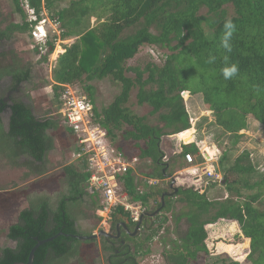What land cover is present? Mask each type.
<instances>
[{"label": "trees", "instance_id": "16d2710c", "mask_svg": "<svg viewBox=\"0 0 264 264\" xmlns=\"http://www.w3.org/2000/svg\"><path fill=\"white\" fill-rule=\"evenodd\" d=\"M25 1L36 20L28 22L20 0H12L21 24H9L0 30V40H12L16 33L30 36L31 28L46 18L57 22L59 35L53 36L46 53L41 55L37 50L40 63L47 64L57 41L72 40L64 46V53L56 59L50 72L51 91L57 106L61 104L60 85L80 84L93 104V87L89 83L105 79L119 83L121 91L113 101L100 111L94 109L95 122L111 141L118 134L124 143L134 144L138 150L135 156L140 161L150 160L148 177L170 178L178 160L186 154L198 153L196 144L180 145L179 156L172 157L168 164L161 163L163 138L179 135L185 144L193 140L182 97L184 92L191 96L202 95L206 110L213 112L216 124L227 131L244 130L243 119L247 116H252L264 128V0ZM64 2L68 6L56 11L55 7ZM228 7L232 8V16L228 14ZM92 19H95L93 24ZM228 20L235 25L229 41L231 51L222 46L224 24ZM135 26L138 29L133 34L123 37L124 31ZM144 46L166 49L169 54L162 65L149 62L143 68L127 67L126 62ZM232 65H236L238 71L225 79L223 69ZM16 69L11 67L0 72V81L10 76L17 84L31 83V67ZM133 89H137V105L149 107V116H157L156 124L147 123L146 116H138L126 107ZM5 108L0 98V156L14 164L22 157L36 164L46 163L50 147L48 132L56 130L60 122L53 117L39 119L31 105L11 100L5 128L2 120ZM220 114H227V119L220 120ZM76 164L66 167L64 191L55 202L46 196L27 198L17 209L16 222L6 228L7 240L15 242L16 247L0 250V264L26 263L36 239L43 241L58 234L61 236L36 250L33 264H69L80 257L82 245L95 243L70 237L91 233L81 232L70 216L69 204L88 200L90 206L98 208L96 196L86 192L89 174L85 158L78 159ZM219 166L222 167L225 199L210 200L198 188L187 185L177 187L178 192L173 197L165 198L161 214L170 213L173 199L186 208L172 218L175 229L185 220L186 230L179 244L175 240H159L164 248L169 246V250L163 252L166 264H197L199 255L208 252L206 230L212 231L219 225L218 221L231 222L230 231L226 232L228 236L234 234V225L240 230L232 239L220 242L225 253H230V248L237 245L245 250L249 243L250 264H264V166L259 172L251 152L246 150L231 164L227 156H223ZM253 177L257 180L251 182ZM134 181L128 171L122 178L125 191L131 201L141 202L143 206L148 207V201L153 200L152 211L160 208L162 194L171 191V181H166L165 188L150 189L140 196L135 192ZM242 190L249 194H242ZM158 217L143 223L139 239L134 240L133 254L128 253L125 258L114 256L112 248L103 240L102 250L109 252L111 264H137V255L139 259L146 257L149 254L146 245L167 221L164 218L158 223ZM119 224L135 227L122 208L111 215L109 229L115 231ZM243 253L240 256L237 253L238 258H242Z\"/></svg>", "mask_w": 264, "mask_h": 264}, {"label": "rangeland", "instance_id": "374dc122", "mask_svg": "<svg viewBox=\"0 0 264 264\" xmlns=\"http://www.w3.org/2000/svg\"><path fill=\"white\" fill-rule=\"evenodd\" d=\"M67 2L56 6V11H59L61 8H66L68 6ZM227 10L229 16H232V8L228 7ZM27 11L28 12L25 11V13L27 21L29 22L32 16L30 15L29 10ZM204 13L205 10H202L201 14ZM43 14L45 17V12ZM94 21L95 19H92L91 23L93 24ZM9 24H21L20 16L15 13L11 0H0V28L3 29ZM40 26L44 28L46 38L36 40L32 33L35 31V27ZM137 29L138 26H135L124 31L122 35L123 37L131 35ZM59 33V24L46 18L45 21H41L31 28L30 36L28 34L16 33L11 41L3 42L2 45H0V50L9 49L13 52V56L18 60L19 65L31 67L33 79L31 83L24 86L22 94L23 101L31 105L37 118H49L53 115V117L60 122L59 127L56 130L48 132L50 147L45 161L46 163L36 164L32 160L22 157L14 164L4 156H0V250L4 247H16L14 242L7 240L6 228L8 225L16 222L17 209H19L20 206H23L24 201L27 200V198L39 199V197L46 196L51 202H55L59 195L64 191L63 180L66 177V167L71 164L77 165L78 145L76 140L72 139L70 136V133L67 130L68 128L63 121L55 115L57 112V103L51 91L52 81L50 78V72L54 62L64 53L62 52L64 46L71 43L72 40L68 42H56L47 64L40 63V56L37 54V50L41 55L46 53L53 36H57ZM168 54L169 53L166 49L155 46H144L133 59L126 62V66L143 68L149 62L156 65H162ZM0 66L4 67V69L0 68V72L11 68H5L3 63H1ZM128 76L131 77V75ZM7 81L8 79H4L0 82V93L2 97L6 95L8 89ZM89 84L93 87L92 101L94 109L97 111L107 107L121 91L120 84L114 83L109 79L94 81ZM83 85H86V83ZM72 88L76 90L77 94L86 95L84 88L80 84H76L72 86ZM136 93L137 89L131 91L129 102L126 107L138 116H146L147 123L156 124L157 116H149L151 109L147 106L140 107L137 105ZM182 97L191 121L190 129L195 131H193L195 140L199 143L200 148L207 150L209 155L214 156V160L216 161L214 167L216 169V174L221 176L220 181L223 182V176L222 167L219 166V160L223 156H227L229 164H231L232 161L244 150L251 152L254 163L256 167H258L257 169L259 172L262 170V167L264 166V128L260 126L252 116H247L243 119L244 126L242 129L244 130L238 132L233 130L227 131L220 125L216 124L215 118L211 112H207L203 105L202 95L191 96L188 93L187 96L182 94ZM7 115L8 114L2 115L5 127L7 124ZM236 135L240 137L236 138ZM188 140L189 138L186 137L185 141L187 142ZM112 142L113 147L121 149L127 157L137 155L138 153V150L134 147L133 143H124L118 134ZM170 142L181 144L179 139H174ZM170 142H167V138H163L161 141V148L167 151V153L172 148V146L169 147L171 144ZM198 156L199 155H197L193 165L199 164L202 161ZM178 163L179 165L173 166L171 170L172 177L168 180L170 181L172 178L175 180V188L184 185L195 186V188L201 190V194H205L210 200H222L227 197L225 187L221 182L213 183L214 181L212 180L207 181L204 179L203 181L200 179V183L197 184L193 179V175L197 174L190 175L185 173L182 175L185 168H190L191 166L186 163L185 165L180 161ZM226 165L227 163L224 162V166ZM150 169L151 167L148 166L146 161L140 162L135 167L136 175L139 176L143 174V172H149ZM205 178L208 179L207 176ZM256 180L257 178L253 177L251 182ZM206 181L209 183L207 184ZM136 182L139 185H142V180H136ZM165 184V181H162L151 190L163 189L165 188ZM203 185H205L207 189H204L205 186L203 187ZM242 194L249 193L242 190ZM96 199L98 207H100L101 200H98V198ZM171 203L172 210L170 213L169 211H165L160 214V217H158V223L164 218H166L167 221L159 230H157L153 240L146 245V250L149 251V254L142 259H139V255H137V264H166L163 258V252L164 250L168 251L169 246H165L164 248L159 240H175L179 244V239L186 230L185 220H181L178 227L175 229L172 218L179 214V212L185 211L186 208L178 203L176 199H173ZM154 204L153 200L148 201L149 207H153ZM68 208L70 216L78 223L81 232L84 234L98 233L99 217L96 213L98 211L95 210L96 208L89 205L88 200L79 201L72 205L69 204ZM70 208L72 212H70ZM216 224L219 225L207 233L209 238L207 239L206 244L207 247L210 248V251L207 249L208 252L206 255H199L197 264H250L247 258L250 253L249 243L246 245L245 250L238 247L240 245L230 248V253H225L224 250L220 248L222 246L220 242L224 243L227 240L232 239L234 234H239L240 230L238 225H234V234L228 236L226 232L230 231L229 226H231V222L218 221ZM166 229L169 230V232L166 233ZM138 235H141V232H139ZM139 237L140 236L137 238L139 239ZM98 239L99 238L96 239V243L94 244L82 245L80 247V257L77 260L71 261L69 264H107V257L110 254L109 252H103V250H101L103 247V240L100 242ZM134 243V240L129 242L132 250L134 248ZM237 253L239 256L243 253V257L238 258L239 256H237ZM181 263L182 262L179 264ZM167 264H170V262Z\"/></svg>", "mask_w": 264, "mask_h": 264}, {"label": "built area", "instance_id": "2783aa9c", "mask_svg": "<svg viewBox=\"0 0 264 264\" xmlns=\"http://www.w3.org/2000/svg\"><path fill=\"white\" fill-rule=\"evenodd\" d=\"M20 1L23 9L26 12L29 10L32 16L29 22H34L36 18L33 10L28 7L25 0ZM32 35L36 40L46 38L42 26L35 27ZM60 88L61 104L59 107L57 106L55 115L63 121L75 137L79 150L77 159L85 158L86 160V172L89 174L88 181L85 185L86 192L93 193L98 200H101V206L97 208L98 212H96L99 217L97 231L102 230L108 232L109 220L117 208H122L124 212L128 213L130 221L136 224L140 216L145 212H150L152 207L143 206L141 202L131 201L129 194L123 187L122 178L128 171H131L133 174L140 160L136 156L127 157L124 152L113 147V142L95 122L94 105L86 95L77 94L76 90L70 85H60ZM177 139L183 145L185 144L180 138ZM160 151L162 152L161 163L163 164H168L172 157L181 154L180 151L177 152L176 150L167 153V151L161 148V145ZM199 155L202 161L195 165L193 164L196 158L193 154H186L184 156V163L191 166L190 168H185V173L190 175L197 174L198 170L202 175L208 177L207 181L212 180L214 181L213 183L221 182V176L216 174L214 167L216 162L214 156L209 155L207 152L200 153ZM168 180L169 178L164 180L144 178L142 185L136 186L135 192L141 196L162 181L166 182Z\"/></svg>", "mask_w": 264, "mask_h": 264}, {"label": "flooded vegetation", "instance_id": "af4514ba", "mask_svg": "<svg viewBox=\"0 0 264 264\" xmlns=\"http://www.w3.org/2000/svg\"><path fill=\"white\" fill-rule=\"evenodd\" d=\"M21 7L23 8L22 4H21ZM5 28H3V29L0 28V30H4ZM9 41H11V40L1 39L0 40V45H2L3 42H9ZM1 63H3L5 67H13V68H17V69L20 68L21 70L24 69V67H25L24 65H19L18 64V60L16 58H14L13 52H11L9 49L0 50V64ZM4 79H8V81H7L8 82V85H7L8 89H7L6 95L4 97H2V95L0 93V98L2 100V104L6 105V108L4 109L3 114H8L9 115V110H8L7 107L10 105L11 100H21L22 99V101H23V95L22 94H23L24 86L26 84H29V83H23V84L19 83V84H17V82H15L14 79L12 77H10V76H6L1 81H3ZM168 193H171V191L168 192ZM157 209L158 208H156L155 210H157ZM155 210H153V211L151 210L150 213L154 212ZM160 213L161 212H159L158 215H156L154 217L144 218L143 222H142V225H143V223L145 221L146 222H148V221L152 222V220H154L156 217H158L160 215ZM117 226L115 228V231H113L111 229L108 230V233L110 235H112L113 237L118 235ZM141 227L143 228V226H141ZM141 227H140V231L139 232L142 231ZM126 229L128 231L124 230L123 228L120 229V235H119L118 238L117 237H114V238L101 237L98 240L100 242L102 240L106 241L108 243V245L112 248V250H113L112 252H113L114 256H116V257L123 256L125 258V257H127L128 253L133 254V250L130 248L129 241L130 240H135V239H137L138 236H140L138 234L136 236H132V234L134 233V229L129 228V227H126ZM92 241L95 242L96 239L92 240ZM11 242H13V241H11ZM101 250H102V248H101ZM109 258H110V255H108V257H107V262H108L107 264H111ZM130 258H131V255H130Z\"/></svg>", "mask_w": 264, "mask_h": 264}, {"label": "water", "instance_id": "95a60500", "mask_svg": "<svg viewBox=\"0 0 264 264\" xmlns=\"http://www.w3.org/2000/svg\"><path fill=\"white\" fill-rule=\"evenodd\" d=\"M187 95L188 93H183V95ZM174 184H175V180H172L171 181V184L169 185V190H171V193H163L162 196H161V206L160 208H158L157 210H155L154 212L150 213V212H145L144 214H142L139 218V221L136 223L135 227H134V233L132 234V236H136L138 234V232L140 231V227H141V224L143 222V219L144 218H147V217H154L156 215H158L159 212H161V210L165 207V198H171L173 197V195H175L177 192H178V189L174 187ZM221 184H224V181L222 182L221 181ZM123 228L124 230L128 231L126 229V226L125 224H120L117 226V231H118V235L114 236V237H119L120 235V229ZM61 236V234H58L52 238H48L46 240H43V241H39V240H35L36 241V245L32 248L30 254H29V257H28V260L26 263H14V264H33V260H34V254L36 252V250L53 241L55 238ZM71 238L73 239H77L78 241L80 242H85V241H92V240H95L97 238H101V237H104V238H114L112 235H110L108 232H105V231H102L100 230L97 234H92V235H89V236H74V235H71L70 236Z\"/></svg>", "mask_w": 264, "mask_h": 264}, {"label": "crops", "instance_id": "0c3cea01", "mask_svg": "<svg viewBox=\"0 0 264 264\" xmlns=\"http://www.w3.org/2000/svg\"><path fill=\"white\" fill-rule=\"evenodd\" d=\"M0 68H3V67H1L0 66ZM6 68V67H5ZM4 69V68H3ZM53 94V93H52ZM53 97H54V95H53ZM21 101H22V99H21ZM22 102H24V101H22ZM25 103V102H24ZM57 105V104H56ZM207 112H210V111H207ZM211 113H213V112H211ZM8 117H9V115H7V121H8ZM227 119V114H220V120H226ZM4 125V124H3ZM6 126H7V124H6ZM5 127V126H4ZM6 128V127H5ZM223 129H224V127H222ZM192 131H194L193 129H192ZM195 132V131H194ZM178 138V136H172V137H168L167 138V142H170V141H172V140H176ZM171 144L169 145V147L170 146H172V148L169 150L170 152H172V151H174V150H176L177 152H181V149H180V145L182 144H174L173 142H170ZM191 144H196L195 146L197 147V149H198V153H194L193 155L195 156V158H197V155H199L200 153H206L207 152V150H203L202 148H200V145H199V143H197L196 142V140H195V136H194V133H193V140L189 143V144H182V146H188V145H191ZM174 148H176V149H174ZM121 150V149H120ZM122 151V150H121ZM131 156H135V155H131ZM179 156V155H178ZM198 157H200V155L198 156ZM179 158V157H178ZM147 163H148V166H150L149 164H150V160H145ZM145 161H140V162H145ZM183 162L184 163V160H183V158L182 159H180V160H178V162ZM185 164V163H184ZM177 165H179V163L177 164ZM186 165V164H185ZM199 171L197 170V175L196 176H194L193 177V179H194V182L195 183H197V184H199L200 182V179L201 180H203L204 181V179L205 180H208V179H206L205 178V176L204 175H202L200 172L198 173ZM151 173V169L149 170V172H143V174H141V175H136V171L132 174L131 173V176L134 178V184H137L136 186H139V184L136 182V180H142L143 181V179L144 178H146V177H148V175ZM179 173V172H178ZM185 174V171H183V174L182 175H184ZM199 174H200V177H199ZM136 175V176H135ZM145 176V177H144ZM148 178H150V177H148ZM172 180H174L173 178L170 180V181H172ZM171 184V183H170ZM207 185V184H206ZM187 186H190V185H187ZM205 185H203V187H204ZM174 187H175V185H174ZM195 187V186H194ZM199 189V188H198ZM204 189H207L206 188V186H205V188ZM200 190V189H199ZM202 192H203V190H202ZM205 192V191H204ZM165 193H167V192H165ZM162 211V210H161ZM161 214V213H160ZM120 225V224H119ZM136 225V224H135ZM214 225H216V224H214ZM141 226H142V224H141ZM208 226H212V225H208ZM207 226V227H208ZM206 232L208 233V231L206 230ZM209 238V235L207 234V239ZM244 242V241H243ZM239 247V246H238ZM208 249H210L209 247H208ZM210 251V250H209Z\"/></svg>", "mask_w": 264, "mask_h": 264}, {"label": "clouds", "instance_id": "9594fccd", "mask_svg": "<svg viewBox=\"0 0 264 264\" xmlns=\"http://www.w3.org/2000/svg\"><path fill=\"white\" fill-rule=\"evenodd\" d=\"M225 33L222 40V46L227 49L228 51H231V45L229 43L230 38L232 36L233 31L235 30V25L232 23L231 20H228L224 24ZM211 62V60L209 61ZM238 71L236 65H232L231 67H226L223 69V75L225 79L231 78L236 72Z\"/></svg>", "mask_w": 264, "mask_h": 264}]
</instances>
